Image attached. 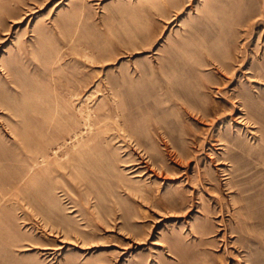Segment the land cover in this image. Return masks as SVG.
Listing matches in <instances>:
<instances>
[{
	"label": "rangeland",
	"instance_id": "obj_1",
	"mask_svg": "<svg viewBox=\"0 0 264 264\" xmlns=\"http://www.w3.org/2000/svg\"><path fill=\"white\" fill-rule=\"evenodd\" d=\"M184 263L264 264V0H0V264Z\"/></svg>",
	"mask_w": 264,
	"mask_h": 264
},
{
	"label": "bare ground",
	"instance_id": "obj_2",
	"mask_svg": "<svg viewBox=\"0 0 264 264\" xmlns=\"http://www.w3.org/2000/svg\"><path fill=\"white\" fill-rule=\"evenodd\" d=\"M235 58V57H234ZM198 65V64H197ZM222 66V65H221ZM242 68V67H241ZM246 72H250V71H246ZM234 73V72H233ZM249 77V76H248ZM218 78V77H217ZM240 80V79H239ZM221 81V80H220ZM165 82V81H164ZM207 82V81H206ZM221 82H223V81H221ZM204 83V82H203ZM166 84V83H165ZM206 84V83H205ZM171 85H173V84H171ZM242 85V84H241ZM245 85V84H244ZM206 86V85H205ZM202 87H204V86H202V85H200V84H196L195 85V89L196 90H200L201 91V88ZM245 87V86H244ZM243 87V88H244ZM168 88H169V86H168ZM230 89V88H229ZM234 89V88H233ZM245 89H247L246 87H245ZM244 89V90H245ZM169 90V89H168ZM175 90H177V89H175ZM182 91H183V89H182ZM194 91V90H193ZM242 90L241 89H239V92H241ZM246 91V90H245ZM178 92V91H177ZM196 92V91H195ZM222 92H223V88H218V93L220 94V95H222ZM225 93V92H224ZM242 93V92H241ZM241 93H236L234 96H240L239 98H235L234 96H232V97H230V95H229V97L228 98H230V99H228L227 98V100H226V98H225V101L226 102H230L231 100V103L232 104H237L236 102H238V103H240V104H243L244 105V107H245V109H246V116H248V118L249 117H251V114H252V107H251V104H248V102H246L245 101V99H244V97L241 95ZM232 94V93H231ZM244 94V93H243ZM219 95V96H220ZM225 96V95H224ZM173 97V96H172ZM223 97V96H222ZM175 99V98H174ZM173 99V100H174ZM213 101V100H212ZM178 102V101H177ZM176 103V102H175ZM219 103V102H218ZM220 104V103H219ZM234 104V105H235ZM215 106H217L218 104H217V102H216V104H214ZM213 105V106H214ZM221 105H222V103H221ZM225 105V104H224ZM243 105L240 107L241 109L243 108ZM188 108V110L187 111H191V112H193L194 114H196L197 116H198V119H200L199 117H202L203 119H205V118H207V119H210V121H212V125H214V127H215V124L214 123H216V122H218L219 120L221 121V119H223V116H222V114L223 113H221V114H218V112H215L214 111V108L215 107H212L211 106V104H210V100L208 99V98H202V97H200V96H198V97H196L195 99H193V102H192V105L191 106H189V107H187ZM219 108V107H218ZM218 108H216V109H218ZM219 110V109H218ZM221 110V109H220ZM233 110V109H232ZM226 112V111H225ZM190 113V112H189ZM67 115V114H66ZM236 115V114H235ZM233 116V115H232ZM246 116L244 115V114H239V115H236L234 118L237 120H239V121H241V122H243L244 121V123H245V121H246ZM225 117V116H224ZM231 118H233V117H231ZM202 120V119H201ZM205 121V120H204ZM249 121H250V119H249ZM203 122V121H202ZM206 123V122H205ZM208 123H209V121H208ZM211 123V122H210ZM187 128V127H186ZM200 130V129H199ZM207 130V129H206ZM239 130V129H238ZM254 130V129H253ZM157 131V130H156ZM212 131L214 132V130H211V131H209L208 133H207V136L205 137V141L203 140L202 142H199V141H197V140H194L193 139V142H195V144H197V145H200V146H203L201 149H205V151H207L208 152V150L207 149H209V148H204V146L206 145V143H208V142H211V145L212 146H215V144H220V139L218 138V136L216 137H214V134L212 133ZM221 131V130H220ZM251 132H253V134L255 133V130L254 131H251ZM195 133V132H194ZM197 133V132H196ZM176 135V134H175ZM179 135V134H178ZM177 135V136H178ZM190 135V134H189ZM195 135V134H194ZM156 136V135H155ZM255 136H257V135H255ZM173 137V136H172ZM201 137V136H200ZM254 137V136H253ZM192 138V137H191ZM182 139V138H181ZM176 142H177V140H176ZM179 142H181V141H178L177 143L178 144H176L175 145V153L179 156V160H180V162H184V164H186L187 165V167H186V169L184 170V173H185V177H184V179H186L187 180V182H191V181H193V176H192V174L190 173V171H189V167H191L190 165L192 164V160L191 159H189L188 158V156H189V153H191V152H189L188 153V151H187V149H186V147H187V145L185 146L184 144H183V142H181V144L179 145ZM190 143H192V142H190ZM210 144V143H209ZM196 145V146H197ZM195 147V146H194ZM210 147V146H209ZM220 147H222V146H220ZM189 148V147H188ZM200 148V147H199ZM195 149H196V147H195ZM194 149V150H195ZM211 149V148H210ZM210 152V151H209ZM151 155V160L153 159V161H154V163H156L157 164V161H158V157H157V154L156 153H151L150 154ZM191 155V154H190ZM197 154H194L193 155V157H192V159H194V156H196ZM199 157V156H198ZM197 158V157H196ZM140 163V162H139ZM222 163V162H221ZM155 164V165H156ZM217 164H218V162H217ZM143 165V164H142ZM182 165V164H181ZM151 166V165H150ZM196 170H200L201 169V167L199 166V164L197 163L196 165ZM142 167V166H141ZM155 167H157V166H155ZM154 167V168H155ZM138 168V167H137ZM153 168V167H152ZM170 167H168V165L167 164H161V168H160V172L162 173H164L165 171H167L168 169H169ZM135 169V168H134ZM195 169V168H194ZM132 170H133V168H132ZM145 171H146V169H145ZM145 171H144V173H145ZM148 171V170H147ZM156 171V170H155ZM201 171H199L198 172V174H197V176H198V178H197V182H196V184L198 183V184H200L201 183V181L203 180L202 178H201ZM137 174H140V173H137ZM143 174V173H142ZM163 175V174H162ZM170 194L169 193H167V194H165V195H163L164 197L165 196H167V198H168V196H169ZM163 198V197H162ZM180 198H181V196H180ZM179 198V199H180ZM182 199V198H181ZM180 199V200H181ZM165 201V200H164ZM162 202V201H161ZM166 204H168L167 202H165ZM228 227V225H226L225 224V227L223 228L225 231H224V240H225V242H226V238H227V235H226V232H227V227ZM204 228V227H203ZM208 232V231H207ZM202 234V233H201ZM177 240V239H176ZM229 241V240H228ZM181 242V241H180ZM57 246V245H56ZM61 247H63V246H61ZM52 251V250H51ZM171 251H173V252H175L178 256L180 255V248L179 247H175V246H172L171 245ZM181 256V255H180ZM180 256H179V258H180ZM186 257H188V256H186ZM243 257V256H242ZM242 257L241 256H238L237 257V259H242ZM182 258V257H181ZM183 259V258H182ZM183 262V261H182ZM185 264V263H184Z\"/></svg>",
	"mask_w": 264,
	"mask_h": 264
}]
</instances>
